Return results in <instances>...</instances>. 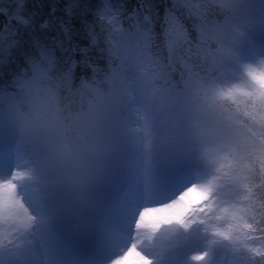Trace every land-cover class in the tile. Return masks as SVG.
Returning a JSON list of instances; mask_svg holds the SVG:
<instances>
[{"label":"snow or ice","instance_id":"snow-or-ice-1","mask_svg":"<svg viewBox=\"0 0 264 264\" xmlns=\"http://www.w3.org/2000/svg\"><path fill=\"white\" fill-rule=\"evenodd\" d=\"M219 2L231 7L232 0ZM211 3L212 0H173L172 8L166 10L164 17L170 55L162 61L141 52L139 65L147 84L153 88L176 70V50L188 43V32L174 14L177 11L193 17L203 36L217 40L219 47L215 51L205 50L206 46L200 49L205 57V66L201 70H194L193 66L181 61L185 73L191 74L190 85L197 88L205 100H211L209 108L212 120L209 131L202 132V136L205 142L204 156L215 166V177L208 184L187 186L174 198L157 206L141 208L134 228L127 236L121 227L111 224V219L118 216L123 207V198L119 195L106 204L105 215L93 235L69 237L55 227V213L45 196L47 181L44 162L35 159L33 153L19 144L17 165L8 178L0 180V264H153V260L139 246L141 242L136 233L146 227L157 232L162 224L170 223L187 228L189 222H196L197 219H193L196 214L204 218L199 219L200 223L209 218L213 224L222 221L223 226H216L212 234L230 246L235 259L229 260L228 264H264V74L257 76L249 71L259 90L251 88L241 93L248 98L243 111L239 107L235 111L225 109L221 101L233 98L239 92V86L223 90L219 79L234 75L229 64L241 69L249 65L241 64L232 45L225 42L224 26L210 27ZM71 7L69 5L67 9L69 14ZM22 10L23 0H20L14 17L16 26H6L0 32V57L3 58L0 59V66L7 64V57L13 54V50H18L22 42L33 38V18L21 15ZM98 15L115 33L120 32L121 16L112 0H104ZM128 19L138 28L148 29L139 33L146 46L153 21L151 8L134 12ZM40 27L47 28L48 23ZM60 29V46L63 48L64 39H71V29L65 27L64 23L60 24ZM83 60L87 63L86 56ZM54 63L51 52L43 48L35 59L28 61L32 76L42 79L48 78ZM211 73L217 75L212 76ZM26 83L27 79L17 81L21 86ZM218 109L224 111L218 112ZM133 111L138 114L143 126H125V131L134 143H139V134L147 136L150 130L149 119L147 115L139 116L142 109L135 108ZM241 115L247 116V119H241ZM143 147V171H147L152 167L150 140L145 139ZM22 156L24 159L21 162ZM217 187L228 189L232 196L224 205H218L214 199ZM126 239L131 242L125 243ZM83 242H91L93 246L91 260L82 261L75 255ZM206 259V252L192 257L197 262Z\"/></svg>","mask_w":264,"mask_h":264},{"label":"rangeland","instance_id":"rangeland-1","mask_svg":"<svg viewBox=\"0 0 264 264\" xmlns=\"http://www.w3.org/2000/svg\"><path fill=\"white\" fill-rule=\"evenodd\" d=\"M257 6L264 10V5ZM181 25L190 37H195L194 26ZM244 43L246 49L243 50ZM244 43L237 50L239 61L245 65L249 61L254 64L249 70H239V66L228 65L234 70V75L221 77L218 81L220 88L228 90L239 86V92L233 98L223 99L225 102L229 99L245 104L248 98L241 93L251 88L259 90V85L248 73L251 71L257 76L264 74V63H261L264 62V56H260L257 49V45L264 44V32L249 33ZM180 57L193 66L194 70H201L205 66L195 49L188 50L187 46ZM184 72V66L178 59L175 78L178 79ZM41 79L39 76H32L23 85L24 90L20 95L6 93L0 97V157H6L0 158V180L8 178L17 165L19 144L33 153L35 159L43 161L48 173L45 177V196L55 213L57 231L78 238L80 235L76 232V225L83 222L87 225L89 236L93 235L105 215L106 204L112 202L102 194L110 195L116 191L117 197L122 195L123 207L120 214L111 219V224L121 227L127 236L134 228L139 210L157 206L149 205L148 202L154 194L162 192L166 182L176 188L172 196L174 198L179 192L181 180L187 174L195 178L192 184L201 185L208 184L215 177V166L204 156L205 142L202 136V132L209 131L212 120L209 108L211 100H205L201 94L190 100L183 112L169 115L164 124L153 120L142 107H137L143 110L139 116H148L150 129L147 136L139 134V143H134L125 131V126H143L134 111L112 133L99 138H86L84 143H73L60 135L53 140L49 139L52 120L47 105L54 98V92L45 88ZM219 111L224 109H218ZM241 119L246 120L247 117ZM145 139L151 142L152 155V167L147 171H143ZM23 159L22 156L21 162ZM53 172L64 175L70 185L58 186L51 179ZM106 185H110L108 190ZM20 191L23 192V188ZM214 199L218 205H224L232 196L228 189L217 187ZM168 200L170 198L166 201ZM193 219H197L196 222H189L190 226L187 228L176 223L162 224L157 232L143 228L136 233L141 242L139 246L153 260V264H166L167 259H172L175 264H228L229 260L235 259L230 246L212 234L216 226H223L222 221L213 224L209 218L200 223L199 219L204 218L199 214ZM171 239L177 241L170 243ZM128 242L131 240L126 239L125 243ZM91 247L93 249L92 244ZM80 252L83 250L78 246L75 255ZM205 252L208 253V259L199 262L192 260L193 256Z\"/></svg>","mask_w":264,"mask_h":264},{"label":"clouds","instance_id":"clouds-1","mask_svg":"<svg viewBox=\"0 0 264 264\" xmlns=\"http://www.w3.org/2000/svg\"><path fill=\"white\" fill-rule=\"evenodd\" d=\"M258 4L264 5V0H232L231 7L212 0L210 27L224 26L225 42L232 45L237 56V50L248 39L249 33L264 32V10ZM95 20V24L81 23L75 32L71 31V39H64L63 48L60 46L62 36H51L52 27L48 21L45 22L47 28L33 27L32 31H38L40 35H33L31 41L19 45L21 48L27 44L33 53L27 57V65L30 59L39 55L41 48L50 51L55 58L44 83L45 88L54 92V98L47 105L52 120L48 133L50 140L60 135L73 143H84L86 138L110 134L137 107H142L153 120L164 124L169 115L183 112L189 101L200 94L190 85L191 74L181 73L177 79L174 76L176 70L160 80L155 88L147 84L139 65L140 54L143 52L162 61L168 58L170 51L165 28L157 33L150 26V39L145 46L139 33L148 29L121 23L120 32L115 33L98 14ZM194 30L195 37L188 34V43L176 50L175 55L182 66L180 53L185 46L188 50L195 49L204 63L200 49L206 46L205 50L215 51L219 47L214 37L203 36L196 25ZM85 56L87 63L83 60ZM30 67L28 65L14 78V85L20 79L32 78ZM77 67L81 69L79 76Z\"/></svg>","mask_w":264,"mask_h":264},{"label":"trees","instance_id":"trees-1","mask_svg":"<svg viewBox=\"0 0 264 264\" xmlns=\"http://www.w3.org/2000/svg\"><path fill=\"white\" fill-rule=\"evenodd\" d=\"M114 7L120 12L121 22L126 26L129 17L134 12L141 9L147 11L151 8L153 21V30L160 33L166 28L164 23L165 12L171 9L173 0H112ZM104 0H23V10L20 13L24 17L32 16L33 27L39 28L41 24L48 21L52 27L51 36L62 35L60 24L64 23L65 27H70L75 32L81 23H96L98 11L103 7ZM71 7V14L67 9ZM20 7V0H0V32H3L6 26L15 27L17 24L14 18L17 9ZM55 9V11H53ZM147 14V12H145ZM181 24L190 26L194 19L186 12L177 11L174 13ZM76 26V27H74ZM33 35L40 33L33 32ZM25 39L27 37L25 36ZM31 50L27 44L18 50H13V54L7 57V64L0 66V89H9L15 87L14 78L27 68V57L31 54ZM79 60V55L76 57ZM0 59H3L0 57ZM102 64V61L99 62ZM90 71V70H89ZM77 76L81 74V69L77 67ZM244 104V102H243ZM235 102L236 108L243 111L245 104Z\"/></svg>","mask_w":264,"mask_h":264},{"label":"bare ground","instance_id":"bare-ground-1","mask_svg":"<svg viewBox=\"0 0 264 264\" xmlns=\"http://www.w3.org/2000/svg\"><path fill=\"white\" fill-rule=\"evenodd\" d=\"M249 44L252 45L250 42H249ZM242 49H243V50L246 49V44H245V43H244V45L242 46ZM243 52H246V51H243ZM246 58H247V54H246ZM243 64H245V63H243ZM253 64H254V63H252V62L249 61V64H248L249 67H248V68H245V69H246V70H249L250 68H252Z\"/></svg>","mask_w":264,"mask_h":264},{"label":"water","instance_id":"water-1","mask_svg":"<svg viewBox=\"0 0 264 264\" xmlns=\"http://www.w3.org/2000/svg\"><path fill=\"white\" fill-rule=\"evenodd\" d=\"M59 182H60V183H62V180H61V179H59Z\"/></svg>","mask_w":264,"mask_h":264}]
</instances>
